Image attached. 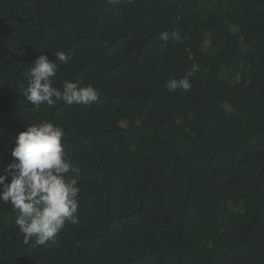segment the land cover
Here are the masks:
<instances>
[{
	"label": "trees",
	"instance_id": "16d2710c",
	"mask_svg": "<svg viewBox=\"0 0 264 264\" xmlns=\"http://www.w3.org/2000/svg\"><path fill=\"white\" fill-rule=\"evenodd\" d=\"M57 51L53 86L97 101H27ZM40 121L79 168L77 223L26 244L0 202V264H264V0H0V174Z\"/></svg>",
	"mask_w": 264,
	"mask_h": 264
},
{
	"label": "clouds",
	"instance_id": "9594fccd",
	"mask_svg": "<svg viewBox=\"0 0 264 264\" xmlns=\"http://www.w3.org/2000/svg\"><path fill=\"white\" fill-rule=\"evenodd\" d=\"M170 36L176 43L183 42V37L175 30L162 32L160 39L168 41ZM54 56L55 62L41 54L32 63L27 86L23 89L27 101L36 107H51L60 101L89 106L97 101L99 89L92 84L66 80L62 88L53 86V78L59 71L56 60L67 63L70 58L63 51L55 52ZM190 75L167 81L166 88L170 92L190 90ZM64 137L63 128L50 121L25 126L14 138L12 162L3 169L4 174H0V202L18 210L15 223L26 244L34 240L36 245H44L59 235L67 223H77L81 189L78 180L67 174L79 173V168L67 157ZM9 176L10 182L6 183Z\"/></svg>",
	"mask_w": 264,
	"mask_h": 264
}]
</instances>
